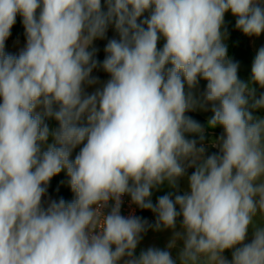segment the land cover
<instances>
[{"label":"clouds","instance_id":"9594fccd","mask_svg":"<svg viewBox=\"0 0 264 264\" xmlns=\"http://www.w3.org/2000/svg\"><path fill=\"white\" fill-rule=\"evenodd\" d=\"M229 12L264 33V0H0V264H264V46L240 79ZM62 171L73 199L45 200ZM124 196L155 223L123 215ZM150 229L172 236L137 256Z\"/></svg>","mask_w":264,"mask_h":264},{"label":"trees","instance_id":"16d2710c","mask_svg":"<svg viewBox=\"0 0 264 264\" xmlns=\"http://www.w3.org/2000/svg\"><path fill=\"white\" fill-rule=\"evenodd\" d=\"M147 15V13L145 14ZM228 32L230 33L228 38V46H229V55L235 60L238 61L240 64L238 75L240 79L244 80L246 78L251 77V66L254 60V57L258 51V49L261 47H258L257 50H253L251 46V39L255 36L249 37L244 35L241 31L237 30L235 28V17H233V20L226 24ZM23 41H26L25 35L21 37ZM7 42V40H6ZM105 52H100L98 56L104 55ZM206 82L201 81L200 88L201 90L205 87ZM257 87V96L260 94V92L264 91V89H260ZM188 116L193 118L194 120L200 122L201 124H206L205 120L202 119L199 115L188 112L186 113ZM47 122V121H46ZM222 128L216 129V130H210L211 135L213 136H219L222 132ZM217 150L211 148L208 150L207 154H211L213 152H216ZM68 181V177L65 176L62 172L56 176H54L50 182V185L48 187V196L52 199L59 200L60 198L65 199L66 201H71L73 199V193L71 192V189L69 186L65 185V182ZM129 197V196H128ZM150 210H141L140 213L141 216L144 217L147 214H149ZM155 223V222H154ZM153 223V224H154ZM151 230V229H150ZM149 230V231H150ZM148 231V232H149ZM147 232V233H148ZM146 233V234H147ZM145 234V235H146ZM144 235V236H145Z\"/></svg>","mask_w":264,"mask_h":264},{"label":"crops","instance_id":"0c3cea01","mask_svg":"<svg viewBox=\"0 0 264 264\" xmlns=\"http://www.w3.org/2000/svg\"><path fill=\"white\" fill-rule=\"evenodd\" d=\"M24 35L25 34H24V27H23V24H22V18L18 15L17 18H16V23L14 24V26L11 29V35L7 39L5 51L8 52V53H11V54H18L19 51L25 46V43H26V41H23L21 39V37L24 36ZM258 37H259V42L261 43V47L264 46V34H261ZM112 38H118V37H117V34H116L114 28L110 26L108 31H107L106 38L105 39H98V40H96L94 42V46L98 49V51L96 53V59L98 61H100L101 63H102V61L105 58V54L102 55V56H98V54L100 52L104 51L105 45L107 44L108 40L112 39ZM164 42H165L164 39L161 38L160 41L158 42V47L162 48ZM92 75L98 77L99 80L101 81V83L106 81L109 78L108 74L105 73L101 68L95 69L93 71ZM97 86H99V85H97ZM97 86H93V87L88 88L86 90L90 93V92L94 91L95 87H97ZM259 111H261V110H259ZM191 112L199 115L202 119L205 120V122L207 121V118L211 115L210 112H203V111H200V110L191 111ZM47 123H48L50 128L58 127V122L55 121L54 119L47 120ZM216 129H219V127H217ZM216 129H213V130H216ZM49 143H51V137L49 138ZM80 147L81 146H78L76 149L73 150L72 157H71L72 159L75 158V155L79 152ZM215 150H217V149H215ZM192 171H194V169H188V174L190 175L192 173ZM62 173L65 176H67L66 172L62 171ZM67 182H65L66 186H68ZM181 188L187 189V180L186 179L181 181ZM169 191H171V189L168 188L167 184L161 186V188L159 190H153L152 196H151L152 202L155 204L156 200H157V198L159 196H162V195L166 194ZM48 198H51V197H49L47 195L44 199L47 200ZM177 228L179 230V223L177 225ZM251 236H252V230L250 229L249 230V234H248V241L247 242L251 241ZM227 252H231V250H226L225 253H224L225 257H227L230 260L231 256L229 257L227 255Z\"/></svg>","mask_w":264,"mask_h":264},{"label":"rangeland","instance_id":"374dc122","mask_svg":"<svg viewBox=\"0 0 264 264\" xmlns=\"http://www.w3.org/2000/svg\"><path fill=\"white\" fill-rule=\"evenodd\" d=\"M232 20H233V16L231 15V13L230 12L226 13V15H225L226 24L230 23ZM262 34H264V33H262ZM226 43H228V39H227ZM260 45H261V43L259 42V37L255 36L254 38L251 39V46H252L253 50H257V48L260 47ZM249 80H250V78L244 79V81H249ZM255 114L257 116L264 117V109H261V111L258 110ZM209 149H211V148H208L207 151ZM213 149H215V148H213ZM149 214H147L144 217H147ZM149 224H153V223L150 222ZM177 230H178V228H177ZM171 236H172L171 230H161V231L150 230L145 236H143V239L140 242V244L138 245L135 254L138 256L141 250H146L148 247H157V248L165 249L170 238H171ZM177 252H178V247L171 249V254H172L173 258H175L177 256ZM227 255L230 257L231 252H227Z\"/></svg>","mask_w":264,"mask_h":264},{"label":"built area","instance_id":"2783aa9c","mask_svg":"<svg viewBox=\"0 0 264 264\" xmlns=\"http://www.w3.org/2000/svg\"><path fill=\"white\" fill-rule=\"evenodd\" d=\"M123 205H122V214L127 216L129 214H134L136 216H141V213H140V209L138 207H136L135 205H132L130 203V197L128 196H124L123 197ZM144 219H146L149 223H154L155 222V215L151 212L147 217H142ZM154 219V220H153Z\"/></svg>","mask_w":264,"mask_h":264}]
</instances>
